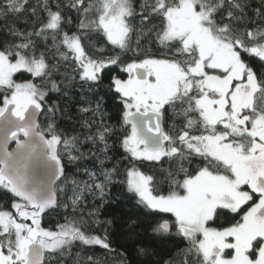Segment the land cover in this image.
<instances>
[{
	"label": "snow or ice",
	"instance_id": "obj_1",
	"mask_svg": "<svg viewBox=\"0 0 264 264\" xmlns=\"http://www.w3.org/2000/svg\"><path fill=\"white\" fill-rule=\"evenodd\" d=\"M28 5L29 0H0V18L24 13L34 18L31 31L9 25L15 40L0 45V186L19 198L11 205L15 214L0 210V264H47L52 253L70 252L75 242L111 251L107 234H92L91 224H99L98 219L90 222L81 214L66 218L55 231L42 227V214L57 204L56 194L41 196L27 187L25 170L36 156V141L48 149L60 177L58 146L75 147L78 140L62 139L53 123L42 127L37 119L58 108L45 102L48 90L59 91L53 79L59 61L52 63L57 57L71 62L89 93L106 88L105 95L122 113L119 143L128 161L124 183L139 203L154 210L153 239L183 238L187 247L177 253L182 264H264V0L251 9V17L247 0H144L138 9L133 0ZM72 11L79 19L76 31L69 28ZM137 18L155 32L159 55L141 47L142 30L132 47ZM49 40L54 51H40V42L46 46ZM112 65L126 78L111 75L105 85V70ZM17 74L31 78L18 82ZM104 103L105 96L90 97L80 111L89 114L85 140L102 144L99 151L107 160L115 129L104 122ZM169 111L182 126L165 130ZM11 142L16 147L9 150ZM164 158L176 164L167 172V193L159 180L136 167ZM193 158L197 163L190 172L185 165ZM85 172L89 181L73 193V211L85 192L103 197L120 169L113 165L102 167L99 175ZM152 248L146 242L139 253ZM157 264H176V259Z\"/></svg>",
	"mask_w": 264,
	"mask_h": 264
},
{
	"label": "trees",
	"instance_id": "obj_2",
	"mask_svg": "<svg viewBox=\"0 0 264 264\" xmlns=\"http://www.w3.org/2000/svg\"><path fill=\"white\" fill-rule=\"evenodd\" d=\"M144 0H133V5L137 9ZM38 0H29L28 7L37 5ZM52 5L61 3L67 5L68 0H51ZM248 11L250 17L252 16L251 9L261 7V0H247ZM41 16H46V13L41 12ZM72 17V25L69 26L71 31H76V25L79 19L75 12L69 13ZM33 17L27 13L15 17L0 18V45L5 43L14 42L15 38L9 33V25L14 26L20 31H31V23ZM135 30L133 33L132 47H136V34L143 31L140 38V45L142 48L148 49L149 52L159 55L162 51L159 49L155 41V32H149L148 27L142 26L139 18L133 21ZM152 24H158V21L153 20ZM251 26V25H250ZM67 30V29H66ZM96 47L102 46V41H95ZM111 47L110 45L108 46ZM40 51H49V54L54 51L51 48V40L45 46L44 42H40ZM119 51L118 49L116 50ZM111 54V53H110ZM131 56V53L128 54ZM127 62H131L128 57H123ZM58 63L59 71L54 73L53 79L59 86V91H47L45 102L48 105L56 104L58 108L54 114L49 115L44 112L40 118L42 127H46L48 123H53L56 129L64 134L63 138L71 140L73 137H78L75 142V147L69 145L67 147L60 145L58 151L61 156V165L63 167V175L60 177L57 186L58 201L55 206L45 211L42 214L41 224L42 227L55 231L58 224L66 222V218L71 219L82 214L86 219L91 222L92 219H98L99 224H91V231L93 235L107 234L110 241L111 251L104 249L98 245H83L80 242H75L71 247V251H57L51 254V259L47 264H90L89 257L99 264H157V261L163 259H171L175 257L176 264H182L183 257L177 255L180 249L187 247V242L181 237L173 236L170 240L164 242H156L153 239L151 231L152 220L156 217L151 213L154 210L146 208L143 204L139 203V198L128 191L125 180L124 169L128 166V161L125 159L127 153L119 143L122 136V130L119 124L122 123L118 113L113 106V101L110 99V94L107 93L106 88H100L96 94L87 91L88 85H83L79 75L73 70L71 62L59 60L57 57L52 63ZM257 65H254L256 67ZM111 70H105V85L108 83V78L111 75L119 74L126 78V74L120 72V69L112 65ZM30 74H18L15 79L18 82L30 79ZM35 82V81H34ZM50 87V86H49ZM99 96H105L104 111L106 113L104 122L114 127L115 132L109 144L111 150L108 153L109 159L104 160L103 154L99 149L103 148L102 144L93 145L85 138L90 130L84 126V121L89 118V114H84L80 109L85 106V101L90 97L98 99ZM118 103V101L116 102ZM3 105V93H0V106ZM182 126L180 121L172 116L171 111L168 112L164 127L165 130L173 129V126ZM91 131H94L92 129ZM76 149H79L77 151ZM81 153L83 156H81ZM70 157H79L71 159ZM101 160H104L101 165ZM164 158L162 161L150 162L143 161L137 162L136 167L140 171L148 175H153L154 180L161 182L162 193H167L169 183L167 180V172L176 167L174 161H167ZM197 161L193 158L191 165L185 166L191 172L195 167ZM116 165L120 169L119 175L114 176V182L109 184L105 195L101 197L98 192H85L82 197V202L78 205L76 211H73L71 206V199L74 192H78L83 187V182L89 181V176L85 169L91 170L97 175L103 168H111ZM183 174L181 173V177ZM102 178V177H101ZM77 182V185L73 184ZM19 202V198L4 187L0 186V210L12 211L15 210L11 207L13 203ZM92 213L93 216H89ZM142 241L145 243H138ZM151 241L153 244L152 252L147 254H140L139 249L146 246V242ZM157 250L162 253H168L163 257L155 255ZM47 255V254H46Z\"/></svg>",
	"mask_w": 264,
	"mask_h": 264
},
{
	"label": "water",
	"instance_id": "obj_3",
	"mask_svg": "<svg viewBox=\"0 0 264 264\" xmlns=\"http://www.w3.org/2000/svg\"><path fill=\"white\" fill-rule=\"evenodd\" d=\"M41 115L37 117L39 123ZM36 143L38 144L36 156L27 162L25 170L28 181L27 187L29 190L37 191L41 196H48L55 192L58 201L57 184L61 176L58 177L59 169L57 163L49 158L48 149L45 146L40 144L39 141H36ZM15 147V142L9 144V150Z\"/></svg>",
	"mask_w": 264,
	"mask_h": 264
},
{
	"label": "rangeland",
	"instance_id": "obj_4",
	"mask_svg": "<svg viewBox=\"0 0 264 264\" xmlns=\"http://www.w3.org/2000/svg\"><path fill=\"white\" fill-rule=\"evenodd\" d=\"M17 75H18V74H17ZM17 75H16V76H17ZM16 76H15V77H16ZM15 77H14V79H15ZM2 106H3V105H2Z\"/></svg>",
	"mask_w": 264,
	"mask_h": 264
}]
</instances>
